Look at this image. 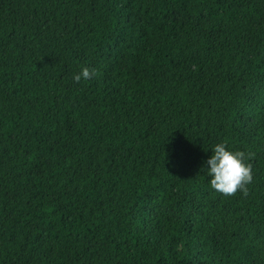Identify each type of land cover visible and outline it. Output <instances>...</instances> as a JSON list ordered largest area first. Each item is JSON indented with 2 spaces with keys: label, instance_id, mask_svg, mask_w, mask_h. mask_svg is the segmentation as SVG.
Here are the masks:
<instances>
[{
  "label": "trees",
  "instance_id": "obj_1",
  "mask_svg": "<svg viewBox=\"0 0 264 264\" xmlns=\"http://www.w3.org/2000/svg\"><path fill=\"white\" fill-rule=\"evenodd\" d=\"M0 264H264V0H0Z\"/></svg>",
  "mask_w": 264,
  "mask_h": 264
},
{
  "label": "clouds",
  "instance_id": "obj_2",
  "mask_svg": "<svg viewBox=\"0 0 264 264\" xmlns=\"http://www.w3.org/2000/svg\"><path fill=\"white\" fill-rule=\"evenodd\" d=\"M90 75L87 68H82L73 74L72 79L80 82L89 79ZM210 150L211 155L202 160L200 167V172L208 179L209 187L224 196H232L237 191L246 195V186L252 182L253 175L245 152L231 150L223 142L215 144Z\"/></svg>",
  "mask_w": 264,
  "mask_h": 264
}]
</instances>
